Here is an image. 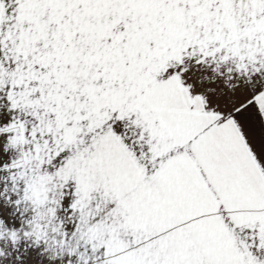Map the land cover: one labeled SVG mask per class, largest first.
Instances as JSON below:
<instances>
[{
    "label": "snow or ice",
    "instance_id": "snow-or-ice-1",
    "mask_svg": "<svg viewBox=\"0 0 264 264\" xmlns=\"http://www.w3.org/2000/svg\"><path fill=\"white\" fill-rule=\"evenodd\" d=\"M0 264H264V0H0Z\"/></svg>",
    "mask_w": 264,
    "mask_h": 264
}]
</instances>
